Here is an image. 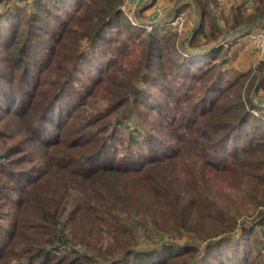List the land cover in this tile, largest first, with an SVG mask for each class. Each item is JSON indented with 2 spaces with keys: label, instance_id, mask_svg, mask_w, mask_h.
Returning a JSON list of instances; mask_svg holds the SVG:
<instances>
[{
  "label": "trees",
  "instance_id": "1",
  "mask_svg": "<svg viewBox=\"0 0 264 264\" xmlns=\"http://www.w3.org/2000/svg\"><path fill=\"white\" fill-rule=\"evenodd\" d=\"M122 1L0 0V264H264V60L233 68L245 33L205 51L264 0H194L186 42Z\"/></svg>",
  "mask_w": 264,
  "mask_h": 264
},
{
  "label": "rangeland",
  "instance_id": "2",
  "mask_svg": "<svg viewBox=\"0 0 264 264\" xmlns=\"http://www.w3.org/2000/svg\"><path fill=\"white\" fill-rule=\"evenodd\" d=\"M30 1L31 0H15V2H14V4L15 5H20V6H22V7H25V8H27V10H30L31 9V3H30ZM222 1H226V2H232L231 4H235V3H240L241 5H242V12L241 13H243L244 15H250V14H252V13H254L255 12V7L254 8H252L250 11H248V10H246L245 9V3H246V1L247 0H222ZM196 3V2H195ZM254 3H255V6L257 5V2L254 0ZM192 5H190V6H188V7H186V9L185 10H183L182 12H184V18H185V26L182 28V30L180 31V32H178V31H176L178 34H179V36L181 37V38H183V41H187L192 35H193V30H194V27L196 26V28H197V26H198V22H199V11H198V7H196L197 8V13H196V9H195V6H194V3H193V0H192V3H191ZM150 5V4H149ZM20 6H18L17 8H15L13 11H10V12H8L7 14H11L12 12V18H9L8 20H7V17L6 16H4V17H0V28H3L4 27V25H5V23L6 22H8V23H10V21H11V23H12V26H15L18 22V12L20 11ZM225 13H227V11L225 12ZM135 14H136V11H135ZM135 18H137V16H135ZM12 19V20H11ZM131 20V19H130ZM137 20H139V18L137 19ZM140 21V20H139ZM262 20H260V21H258V22H255V23H253L251 26H247L246 28H243L242 26H241V28L240 29H238V30H235L234 32H232V33H226L224 36H222L221 38H224V37H228V36H230L231 34H233V33H239L238 35H241V34H244V30H247L248 28H251L252 30L251 31H249V32H246L245 34L247 35V37H248V39L251 41V44H253V46L255 45V43H256V41H255V39H253L250 35L252 34V33H255L260 27H263L264 26V23L263 24H261V25H259V22H261ZM140 23V22H139ZM135 25L136 24H138V23H134ZM141 24V23H140ZM221 24H224V22L222 21L221 22ZM143 25H145V24H143ZM150 25H152L151 23H150ZM223 26V25H222ZM0 30H2V29H0ZM117 33V32H116ZM237 35V36H238ZM118 36H119V39L120 40H127L126 39V34L124 35V33L123 32H121V34H118ZM107 38L109 39V38H111V35L108 33L107 34ZM128 38V37H127ZM220 38V39H221ZM229 38H231V37H229ZM219 39V40H220ZM228 39V38H227ZM245 39V38H244ZM226 40V39H225ZM218 41V40H217ZM216 41V42H217ZM130 42V45H132L133 44V42H135V41H129ZM132 42V43H131ZM114 43H117V42H114ZM215 43V42H214ZM213 43V44H214ZM212 44V45H213ZM211 45V46H212ZM135 46V44H133L132 45V47H134ZM255 49H256V47H254ZM257 54H259L258 53V51H257V53H256V57H254L255 58V63H254V65H253V68L255 67V65H257L259 62H261L262 60H264V57H257ZM231 56H233V54L231 55ZM138 58V55H137V51L135 50V51H133V52H131V53H126L125 55H124V59L125 60H131V61H135L136 59ZM252 68V67H251ZM249 69V68H248ZM262 72H260V73H258V75H257V78H258V76H259V74H261ZM77 75V77H76V79L75 80H73V84H74V87H76V89L78 90V91H80L81 89H82V87L84 86V83H88V81H89V79L87 78V77H83L82 75H81V73H77L76 74ZM259 95H260V98H261V103H260V105H263L264 106V90H259ZM255 100V99H254ZM248 217H250V216H245V218H247L248 219ZM152 233V232H151ZM158 234V233H157ZM157 234H150L149 235V237L148 236H145V237H139V239H140V244H139V247L140 248H144V249H149V248H151L153 245H154V242H161V241H164V242H167V243H170L171 241H176L177 243H178V245H183V244H185V242H187L186 244H188V243H192L194 240H193V238L191 237V236H189V235H185V236H182L181 238H178V239H174V238H171V237H169V236H167V235H163V236H158ZM169 240H171V241H169ZM194 244H196V246H197V248L199 249V257H200V253H202V250L205 248V242L204 241H202V240H196V242L194 243ZM185 250L186 249H184L183 250V248H181V249H177V250H175V251H177V252H185ZM201 251V252H200ZM194 257H196V255L195 254H193V259H194ZM199 259V258H198Z\"/></svg>",
  "mask_w": 264,
  "mask_h": 264
},
{
  "label": "crops",
  "instance_id": "3",
  "mask_svg": "<svg viewBox=\"0 0 264 264\" xmlns=\"http://www.w3.org/2000/svg\"><path fill=\"white\" fill-rule=\"evenodd\" d=\"M151 2L150 5H147V2ZM188 0H133V7L136 11V19L139 18L140 23H152L158 24L162 23L165 20H169L176 13V7L179 6V3L186 2ZM224 8H228L232 2H226L219 0ZM162 5L161 7H156V5ZM138 20V21H139ZM240 48L234 59L232 60V66L235 70L244 71L248 68H253L256 57V50L251 44V41L246 37L239 44Z\"/></svg>",
  "mask_w": 264,
  "mask_h": 264
},
{
  "label": "built area",
  "instance_id": "4",
  "mask_svg": "<svg viewBox=\"0 0 264 264\" xmlns=\"http://www.w3.org/2000/svg\"><path fill=\"white\" fill-rule=\"evenodd\" d=\"M162 5L159 3V5H156V7H161ZM255 7L254 0H247L245 3V9L250 11L252 8ZM120 10L126 14L132 21V23H138V21L135 18V9L133 7V0H123L120 5ZM167 24H170L175 28L176 31L180 32L182 28L185 26V18H184V12H176L175 15L167 20ZM143 24V23H142ZM145 27L149 30L151 28V25L149 22L144 23ZM152 24V23H151ZM253 39H255L256 43L254 47H256V53L258 51L259 54H257V57H264V26L260 27L255 33H252L250 35Z\"/></svg>",
  "mask_w": 264,
  "mask_h": 264
},
{
  "label": "water",
  "instance_id": "5",
  "mask_svg": "<svg viewBox=\"0 0 264 264\" xmlns=\"http://www.w3.org/2000/svg\"><path fill=\"white\" fill-rule=\"evenodd\" d=\"M151 2L149 1V2H147V5H149ZM193 3H194V6H195V9H196V13H197V4L195 3V1L193 0ZM264 23V19L261 21V22H259V25H261V24H263ZM195 30H196V26L194 27V30H193V32L192 33H194L195 32ZM252 29L251 28H248L247 30H244L243 32L244 33H246V32H249V31H251ZM239 33H233V34H231L230 36H228L227 38H229V37H235V36H237ZM226 37H224V38H221L220 40H218L217 42H215L212 46H210L209 48H207L205 51H208V50H210V49H213L214 47H216L219 43H221V42H223L225 39H227ZM260 76H261V74H259V76H258V78L256 79V82H255V84H254V88H253V90H252V92H251V99L252 100H254V89H255V87H256V85H257V83H258V81H259V79H260ZM259 107H261L262 109H264V106L263 105H259Z\"/></svg>",
  "mask_w": 264,
  "mask_h": 264
}]
</instances>
